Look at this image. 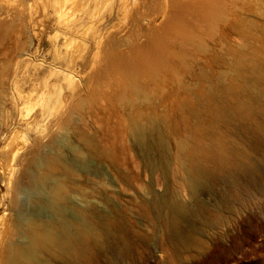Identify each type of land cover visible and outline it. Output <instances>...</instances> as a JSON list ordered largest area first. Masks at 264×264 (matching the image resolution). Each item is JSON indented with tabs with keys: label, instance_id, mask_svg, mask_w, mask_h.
I'll list each match as a JSON object with an SVG mask.
<instances>
[{
	"label": "rangeland",
	"instance_id": "rangeland-1",
	"mask_svg": "<svg viewBox=\"0 0 264 264\" xmlns=\"http://www.w3.org/2000/svg\"><path fill=\"white\" fill-rule=\"evenodd\" d=\"M240 57L264 70V0H0V238L30 209L17 187L28 151L61 118L72 144L91 152L86 168L58 174L63 188L111 228L77 262L50 248L33 264H264V172L249 183L231 166L240 197L226 207L231 175L194 195L185 170L190 153L204 160L224 147L238 158L240 127L224 117L222 89L231 100L244 89ZM42 112L44 122L27 124ZM135 124L154 126L147 155ZM159 199L186 206L190 238L171 239Z\"/></svg>",
	"mask_w": 264,
	"mask_h": 264
},
{
	"label": "bare ground",
	"instance_id": "bare-ground-1",
	"mask_svg": "<svg viewBox=\"0 0 264 264\" xmlns=\"http://www.w3.org/2000/svg\"><path fill=\"white\" fill-rule=\"evenodd\" d=\"M235 67L237 74L244 81V89L235 94L234 99L231 100L229 97L232 95L224 87L222 93L225 94V98L222 97V109L225 110V116L223 115L225 118L234 117L239 123L242 148L236 150L238 158L230 161L227 157L228 151L221 147L216 153L210 155L208 153L204 160L196 153L188 154L189 163L185 168L187 184L194 195H197L200 189L211 187V177L231 175L230 180L234 186L224 200L223 204L226 207L240 197L236 194L239 185L233 177L231 166L236 171L243 172L249 183L256 181V172H264V70L260 62H248L243 57L238 59ZM46 114V112L36 114L32 121H27V124L44 122L47 119ZM65 127L64 121L60 118L58 126L53 128L54 131L50 136H47V141H35L32 144L33 148H30L28 154L26 153L25 170L22 181L17 187L27 196L30 209L19 208L14 218V229L6 224L1 234L0 254L6 264H33L41 261L43 252L50 248L54 249L53 258L61 259L66 263L77 262L86 256L89 244H102L104 234L101 228L110 231L111 221L108 217L102 218L100 224L93 223L92 208L74 207L63 188V180L58 174L75 173L79 168H86L85 162L91 154V152L83 153L72 144ZM51 129L49 131H52ZM153 129L154 126L151 125L135 124L134 126L136 143L146 155L149 152V138ZM246 145L252 150H247ZM68 155L72 156V161L68 160ZM207 160L208 165L205 164ZM157 203L159 208L168 209V213L161 218L167 224L171 239L183 241L190 238V232L185 231L180 222L186 206L179 200L167 202L159 199ZM73 211L79 216L78 218L70 217ZM195 213L199 214L200 209ZM17 235L23 237L24 242L13 240ZM116 252L122 256L126 249Z\"/></svg>",
	"mask_w": 264,
	"mask_h": 264
}]
</instances>
